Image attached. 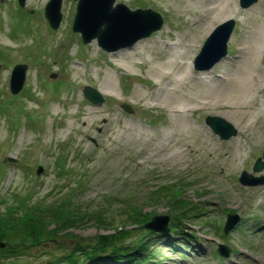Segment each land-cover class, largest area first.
<instances>
[{
    "label": "rangeland",
    "instance_id": "obj_1",
    "mask_svg": "<svg viewBox=\"0 0 264 264\" xmlns=\"http://www.w3.org/2000/svg\"><path fill=\"white\" fill-rule=\"evenodd\" d=\"M47 1L24 0L19 6L16 0H0V216L7 210L19 215L22 203L26 209H42L71 195L67 205L72 204L81 221L66 231L87 239L123 226L131 242L143 231L127 214L141 208L152 215L165 214L169 222L167 195L174 190L188 204L181 226L173 232L151 230L144 239L149 247L144 254L130 251L127 255L134 257L118 260L101 256L93 264H133L138 255L144 258L140 264H264V166L252 169L258 157L264 161V49L257 48L264 0L246 8L238 0L231 6L226 0H114L113 5L122 3L129 9L148 7L162 19L157 30L137 40L145 46L131 55L117 52L132 49L137 41L113 51L102 50L95 39L83 44L71 31L74 0H61L59 25L49 28L43 17ZM230 18L234 25L226 54L218 61L236 59L238 47L248 42L246 56L256 69L247 80L252 84L257 79L261 88L255 95L256 85L249 90L253 99L242 116L233 115L240 118L236 126L202 107L185 115L191 130H172L173 112L152 95L188 60L192 64L212 29ZM15 63L26 69L22 87L12 94L9 74ZM185 70L184 84L172 95L180 102L184 95L204 92L190 77L205 71L190 66ZM219 71L213 69L216 75ZM84 85L97 90L102 86L100 105L83 96ZM259 106L262 115L253 120L248 112ZM207 115L224 119L235 134L220 139L204 122ZM158 132L171 137V150L181 152L169 156V150L157 149L158 141L150 138ZM235 140L240 141V157L235 155ZM143 144L154 154H139ZM38 166L42 170L36 174ZM242 170L249 181L261 182L239 183ZM252 195L257 198L250 200ZM228 214H236L238 220L224 234ZM124 219L128 223L122 224ZM53 222H47L49 228L59 227ZM61 241L67 246L73 242L55 236L0 264H50L62 251ZM219 244L227 247L226 256L217 253Z\"/></svg>",
    "mask_w": 264,
    "mask_h": 264
},
{
    "label": "water",
    "instance_id": "obj_2",
    "mask_svg": "<svg viewBox=\"0 0 264 264\" xmlns=\"http://www.w3.org/2000/svg\"><path fill=\"white\" fill-rule=\"evenodd\" d=\"M76 1L71 30L79 33L83 44L95 39L98 46L105 51H113L118 48L131 46L138 39L148 36L152 31L162 25L159 13L150 8L130 10L122 3L113 5L114 0H74ZM256 0H238V5L246 8ZM22 6L24 0H17ZM61 0H48L44 6V17L51 29L59 25ZM234 25L232 18L217 24L205 38L199 52L193 59V67L197 70H206L226 54V42ZM26 65L16 63L12 66L9 74V89L12 94L17 93L23 84ZM85 98L94 104H101L103 96L97 89L85 85L82 88ZM126 111L130 107L121 105ZM204 122L218 135L220 139H227L235 134V129L219 116L207 115ZM264 156V150L262 152ZM264 166V161L258 157L252 169L259 171ZM40 166L35 170L41 172ZM238 181L243 185H256L260 180L249 181L246 171H241ZM238 220L236 214H228L223 225V233L226 234ZM168 216L165 214L152 215L143 226L149 230L168 231ZM217 252L226 256L227 247L218 245Z\"/></svg>",
    "mask_w": 264,
    "mask_h": 264
},
{
    "label": "trees",
    "instance_id": "obj_3",
    "mask_svg": "<svg viewBox=\"0 0 264 264\" xmlns=\"http://www.w3.org/2000/svg\"><path fill=\"white\" fill-rule=\"evenodd\" d=\"M171 193L167 195L171 214L167 225L168 229L173 232L184 221L188 204L185 201H180V195L175 194L174 190ZM70 198L71 195H68L42 209L39 208V205L26 209L25 203H22L18 208L24 211L20 210L19 215L7 210L4 217L0 216V261L21 255L23 250H27L40 242L51 241L55 236H65L73 242L70 246H67L64 241H61V245L58 244V249L62 251L59 256H54L48 261L50 264H83L85 261L88 262L87 264H93L94 260L101 256L118 260L120 256H128L127 254L130 251L139 250L140 254H144L145 250L149 248L146 246L147 243L144 239L151 231L143 228V223L152 216L150 212L136 208L126 216L132 224L143 231L141 238L137 241H126L131 237V233L128 232L129 229H124L123 226L115 228L112 233L98 234L91 238L82 239L78 235L66 231L68 227L75 225L78 220L81 221L80 214L77 215L74 210L75 217L72 204L67 205ZM57 219L63 220V225L50 221H56ZM47 222H53L59 227H56V229L54 227L49 228ZM123 223L128 222L124 219ZM138 256V259L133 258L131 260L135 262L133 264H140L144 259L141 255ZM130 257H134V255L127 258ZM131 261L129 263H132Z\"/></svg>",
    "mask_w": 264,
    "mask_h": 264
},
{
    "label": "bare ground",
    "instance_id": "obj_4",
    "mask_svg": "<svg viewBox=\"0 0 264 264\" xmlns=\"http://www.w3.org/2000/svg\"><path fill=\"white\" fill-rule=\"evenodd\" d=\"M45 1V0H43ZM233 2L232 0H226L227 5L231 6L230 3ZM211 7L215 6L212 5ZM210 28L206 29L207 32ZM260 43L257 45V48L264 49V22L260 25ZM259 31V30H258ZM176 43V42H175ZM241 44V42L239 43ZM245 46L238 47V56L236 59H231V61L221 60L214 64V66L208 70H204L205 74L202 72L199 73L200 75H193L191 74V79L194 80L195 84H202L203 94L200 96H187L184 95V100L182 102L175 100L172 98V95L177 93V87L184 84L185 79L187 78L186 75V67H192L190 60L186 62L185 65H182L180 70L174 73L173 77L170 80V83L161 88L160 92L155 93L152 95V100L156 103L162 104L166 108L170 110V115H172V130L178 129L179 127L187 128L191 130V126L188 125L187 121L185 120L186 114L194 109L199 108H207L211 110L213 113L220 115L222 118L230 122L233 126L239 124L240 118L237 119L233 115H238V113L242 116L246 110L249 109V101L253 99V93L258 91L261 88V83L256 79L252 84H250L247 80V75L252 74V69H256L253 59H250L246 56V49L249 48V43L247 42L244 44ZM144 41H137L132 49H121L117 53L121 54H132L136 51L139 47H144ZM239 58V59H238ZM174 63V61H173ZM218 67L220 69L219 74H215L213 69ZM160 73H164V71L160 68H157ZM202 74V75H201ZM107 76V74H106ZM218 78V79H215ZM211 79H215L216 82L213 83H206ZM107 80H110L107 77ZM203 82L205 83L203 85ZM112 83V82H110ZM256 85L254 92L249 95L250 89ZM102 87V86H101ZM100 86L98 87L99 92H104ZM260 87V88H259ZM264 105V100L261 102V106ZM248 113H251L249 116L254 117L253 120L259 119L262 115V110L259 107L252 109ZM243 126L246 125L245 122L241 123ZM242 126V127H243ZM249 123H247V127ZM198 137V136H197ZM170 136L162 135L161 133H155L153 138H150L152 142L155 143L158 141L157 149L165 150L166 152L169 150V156L177 155L181 152V150H171L170 144ZM236 144V151L235 155H241V151L239 149L240 141L235 140ZM151 145V144H150ZM188 150L190 149L187 145ZM139 154H144L146 157L147 155L154 154L151 148L148 145L143 144L140 149L137 150ZM189 151H193L190 149ZM231 155H229L228 159ZM257 198V195H252L250 200ZM28 250V249H27ZM26 249L22 251V254L27 251ZM21 254V255H22Z\"/></svg>",
    "mask_w": 264,
    "mask_h": 264
}]
</instances>
